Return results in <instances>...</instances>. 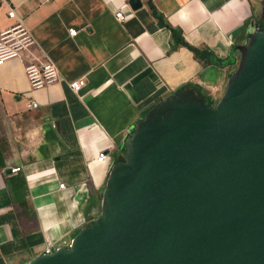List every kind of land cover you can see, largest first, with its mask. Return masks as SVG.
<instances>
[{
    "label": "crops",
    "instance_id": "crops-1",
    "mask_svg": "<svg viewBox=\"0 0 264 264\" xmlns=\"http://www.w3.org/2000/svg\"><path fill=\"white\" fill-rule=\"evenodd\" d=\"M139 2L135 9L128 0L0 2V30L20 20L34 39L0 64V264H24L87 222L109 159L155 98L187 83L219 96L236 61L231 49L262 8L261 0ZM36 59L50 60L59 76L31 90L23 64ZM79 77L85 83L74 93L67 82ZM31 99L37 106L26 108ZM98 151L103 161L94 159Z\"/></svg>",
    "mask_w": 264,
    "mask_h": 264
},
{
    "label": "water",
    "instance_id": "water-1",
    "mask_svg": "<svg viewBox=\"0 0 264 264\" xmlns=\"http://www.w3.org/2000/svg\"><path fill=\"white\" fill-rule=\"evenodd\" d=\"M232 52L211 104L192 85L155 98L87 222L24 264H264V5Z\"/></svg>",
    "mask_w": 264,
    "mask_h": 264
},
{
    "label": "built area",
    "instance_id": "built-area-1",
    "mask_svg": "<svg viewBox=\"0 0 264 264\" xmlns=\"http://www.w3.org/2000/svg\"><path fill=\"white\" fill-rule=\"evenodd\" d=\"M0 2H5V0H0ZM7 16L13 17L14 10L8 7L6 11ZM114 17L118 21H123L126 18L120 10H115L113 12ZM76 30L74 28H67L68 36L75 35ZM34 39L29 32L28 28L20 21L17 20L13 24L6 28L0 30V64L6 60L17 58L23 51L28 50V48L33 45ZM23 72L31 90H37L43 88L58 79V71L55 65L48 59L44 60H29L23 64ZM84 77L75 78L67 82L68 87L74 93H77L79 89L84 85ZM37 102L33 99L28 100L25 103L26 108H35ZM106 157L105 152L98 151L95 155L96 161H103ZM19 167H11V172H15ZM58 188H63V183L58 184ZM51 245H45L42 253H48L50 251Z\"/></svg>",
    "mask_w": 264,
    "mask_h": 264
},
{
    "label": "trees",
    "instance_id": "trees-1",
    "mask_svg": "<svg viewBox=\"0 0 264 264\" xmlns=\"http://www.w3.org/2000/svg\"><path fill=\"white\" fill-rule=\"evenodd\" d=\"M176 38H177L178 43H180L181 45L186 46L189 50H191V51L193 52V54H194L195 56H197V57H199V58H203V57H205V56H204V53H203V51H201V49L196 48V47H193V46L187 44L185 41L182 40L181 37H177V36H176ZM185 85H189V84L187 83V84H184L183 86H185ZM197 91H198V90H197ZM198 92H199L200 95H202L203 97L206 98L208 104H211V103L213 102V100H211L207 95H205L204 93L202 94L201 91H198ZM2 164H3V163L0 162V166H1Z\"/></svg>",
    "mask_w": 264,
    "mask_h": 264
},
{
    "label": "rangeland",
    "instance_id": "rangeland-1",
    "mask_svg": "<svg viewBox=\"0 0 264 264\" xmlns=\"http://www.w3.org/2000/svg\"><path fill=\"white\" fill-rule=\"evenodd\" d=\"M261 5L263 6L264 5V0H261ZM252 20H253V18H252ZM233 67V66H232ZM212 82H214V81H212Z\"/></svg>",
    "mask_w": 264,
    "mask_h": 264
}]
</instances>
